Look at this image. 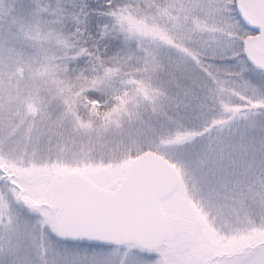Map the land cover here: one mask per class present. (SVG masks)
<instances>
[{
	"label": "snow or ice",
	"instance_id": "1",
	"mask_svg": "<svg viewBox=\"0 0 264 264\" xmlns=\"http://www.w3.org/2000/svg\"><path fill=\"white\" fill-rule=\"evenodd\" d=\"M0 264H264V0H0Z\"/></svg>",
	"mask_w": 264,
	"mask_h": 264
}]
</instances>
